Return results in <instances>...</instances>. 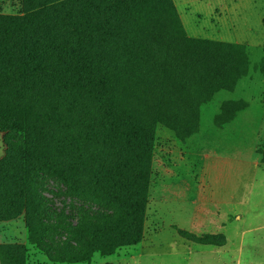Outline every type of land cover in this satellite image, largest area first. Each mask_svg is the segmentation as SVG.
Masks as SVG:
<instances>
[{
	"label": "trees",
	"instance_id": "1",
	"mask_svg": "<svg viewBox=\"0 0 264 264\" xmlns=\"http://www.w3.org/2000/svg\"><path fill=\"white\" fill-rule=\"evenodd\" d=\"M20 5L0 14V220L24 216L51 261L109 256L140 241L156 127L195 134L199 107L245 76L244 48L187 38L171 0ZM48 180L105 212L56 211Z\"/></svg>",
	"mask_w": 264,
	"mask_h": 264
},
{
	"label": "rangeland",
	"instance_id": "2",
	"mask_svg": "<svg viewBox=\"0 0 264 264\" xmlns=\"http://www.w3.org/2000/svg\"><path fill=\"white\" fill-rule=\"evenodd\" d=\"M197 1L171 0L184 35L243 46L247 72L199 107L192 142L156 127L140 241L78 263L51 261L37 245L38 230L20 216L0 220V264H264V0H238L215 25L218 33ZM20 12V0H0L1 15ZM199 133L202 142H194ZM5 155L0 134V161ZM42 195L65 214L73 207L105 212L52 180Z\"/></svg>",
	"mask_w": 264,
	"mask_h": 264
},
{
	"label": "crops",
	"instance_id": "3",
	"mask_svg": "<svg viewBox=\"0 0 264 264\" xmlns=\"http://www.w3.org/2000/svg\"><path fill=\"white\" fill-rule=\"evenodd\" d=\"M238 0H198L197 2L199 4H201L202 6H204V8L208 9L209 11V15L213 21V25H214V29L216 30V32L218 33V25H220L221 20L224 19V17L226 16L227 11L229 10L230 7H233ZM221 11V14L218 13V11ZM183 11H187V9H184ZM217 24V28L215 27V25ZM201 133H199L198 135H196L194 142L195 141H199L202 142V137L200 135ZM190 140V141H189ZM193 139H187L186 142H192ZM187 145V143H186ZM185 145V146H186ZM203 147V144L200 145V148ZM201 217H206V215H202Z\"/></svg>",
	"mask_w": 264,
	"mask_h": 264
}]
</instances>
